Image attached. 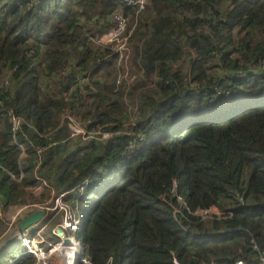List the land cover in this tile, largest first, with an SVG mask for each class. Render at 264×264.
I'll list each match as a JSON object with an SVG mask.
<instances>
[{
    "label": "trees",
    "instance_id": "1",
    "mask_svg": "<svg viewBox=\"0 0 264 264\" xmlns=\"http://www.w3.org/2000/svg\"><path fill=\"white\" fill-rule=\"evenodd\" d=\"M117 10L130 82L93 42ZM65 114L110 135L70 136ZM39 185L46 201L69 191L77 264H258L264 0H151L138 14L122 0H0V219ZM211 207L222 214L198 213ZM20 249L10 240L0 264H32Z\"/></svg>",
    "mask_w": 264,
    "mask_h": 264
},
{
    "label": "built area",
    "instance_id": "2",
    "mask_svg": "<svg viewBox=\"0 0 264 264\" xmlns=\"http://www.w3.org/2000/svg\"><path fill=\"white\" fill-rule=\"evenodd\" d=\"M124 5L131 7L138 14L145 9L151 0H122ZM129 18L120 10H117L112 15V27L107 29L104 33L97 36L94 42L100 46H110L115 52L119 54L118 65L123 68L121 61L125 64V60L129 53L128 39L131 30H128L127 22ZM69 118L68 128L69 135H79L81 137H94L97 132L87 130L83 125L74 119ZM19 118H12L14 126L18 123ZM106 135V134H104ZM104 137V136H103ZM87 180L81 181L76 187L79 192L86 188ZM69 191H63L56 194L52 199L43 203H25L19 207L14 213L11 221L24 213L33 211L35 209H43L45 212L53 214L59 213V219L55 226L51 229L50 236L58 237V241H51L41 235V229L38 228L32 236H29L28 230L23 233L20 238V245L22 247L21 253H29L34 261L32 264H76L77 262L89 263L85 257V245L81 243L75 236L70 235L77 232L80 228L81 219L76 213L75 206L73 207L67 200ZM200 213L204 217L209 213L208 210H201ZM216 214V213H214ZM220 216V214H216ZM58 230V232L56 231ZM66 239V241H64ZM252 247L257 249L254 240L251 239ZM258 264H264V251H259ZM217 264V263H207ZM232 264H246L242 260H237Z\"/></svg>",
    "mask_w": 264,
    "mask_h": 264
},
{
    "label": "rangeland",
    "instance_id": "3",
    "mask_svg": "<svg viewBox=\"0 0 264 264\" xmlns=\"http://www.w3.org/2000/svg\"><path fill=\"white\" fill-rule=\"evenodd\" d=\"M127 26H128V22H127ZM129 46H128V48H129ZM129 54H130V48H129ZM129 54L127 55L128 58H126V60H125V62L127 61L126 64H123V62L121 61V65L123 66V68H122V70H120V72L118 74V80L125 79L126 82H130V81L134 80L135 77H136L135 71H134L133 67L131 66V64L129 63ZM125 99H126L127 109L125 108L124 113H129V118H127L125 121H126V123H130L131 121H135V119H136V109H134L135 107L133 106V104L131 102L132 100H135V99H134V97H130V96H125ZM63 117H70V118L74 119L75 121L79 122L80 124H83V123H81V121L79 119H76L75 117H73V116H71L69 114H65ZM96 132H97V134H99V133H101L103 131L98 130ZM104 134L107 135V133L103 132L102 133V137L106 136ZM37 187H39V189H42V187L40 185L37 186ZM27 192H28L27 197L24 198L26 202L29 200L28 198L32 195V197H35V200H33L30 203H36V204L43 203V202H40L43 199L37 198L38 196H34L36 194H39V192H34V191H32V189L28 190ZM198 213H200V212H198ZM208 213H210V214L216 213V214H220V215L222 214V212L217 210L215 207H211L209 209ZM200 214H202V213H200ZM59 215H60L59 213L53 214L51 212H47L46 211L43 219L41 221H39L38 223H36L37 224L36 227L41 229V232H42L41 235L44 238H48L49 237V234L51 232L52 227H54V225L57 223V219H59ZM3 216L4 217L2 219H0V228L3 229L5 227L6 230H9L11 228L10 226L12 225V223L14 221H12V223L9 224L10 223V219L7 220V218H10V215L9 214H5ZM2 235L3 234H1L0 237ZM70 235L75 236L77 238L76 232L74 233V235L71 234V233H70ZM49 240H51V241H56L57 240L58 241V237L53 236V239H49Z\"/></svg>",
    "mask_w": 264,
    "mask_h": 264
},
{
    "label": "water",
    "instance_id": "4",
    "mask_svg": "<svg viewBox=\"0 0 264 264\" xmlns=\"http://www.w3.org/2000/svg\"><path fill=\"white\" fill-rule=\"evenodd\" d=\"M45 212L43 209H35L32 212L26 214L15 222L7 232H5L0 238V249L4 247L10 240L15 237H21L23 231L43 219ZM58 232V230H56ZM66 241V239L64 240Z\"/></svg>",
    "mask_w": 264,
    "mask_h": 264
},
{
    "label": "crops",
    "instance_id": "5",
    "mask_svg": "<svg viewBox=\"0 0 264 264\" xmlns=\"http://www.w3.org/2000/svg\"><path fill=\"white\" fill-rule=\"evenodd\" d=\"M28 190H31V189H28ZM28 190H27V191H28ZM27 191H26V193H25L24 198L27 197V194H28ZM32 191H34V192H39V194L34 195V196H38L37 198H39L40 195H41L42 192H43V190H42V189H39V187L32 188ZM45 201H46V200H44V201H40V202H45ZM27 202H29V201H27ZM19 207H20V206L15 207L14 209H12L11 212L8 213V214L10 215V218H7V220L10 219V223H9V224L12 223L11 218L13 217L14 213L19 209ZM0 215H1V214H0ZM0 217H1V216H0ZM9 224H8V225H9ZM52 228H53V227H52ZM48 238H50V234H49V237H48ZM48 238H47V239H48Z\"/></svg>",
    "mask_w": 264,
    "mask_h": 264
},
{
    "label": "clouds",
    "instance_id": "6",
    "mask_svg": "<svg viewBox=\"0 0 264 264\" xmlns=\"http://www.w3.org/2000/svg\"><path fill=\"white\" fill-rule=\"evenodd\" d=\"M111 27H112V26H111ZM111 27H110V28H111ZM100 35H101V34H100ZM96 37H97V36H96ZM96 37H95V38H96ZM95 38H93V42H94V39H95ZM94 43H95V42H94ZM95 44H96V43H95ZM103 132L107 133V135L104 136V138H106V137H108V136L110 135V133H108V132H106V131H103ZM103 132H101V133H99V134H101V136H102V133H103ZM53 197H54V196H53ZM51 199H52V198H51ZM49 200H50V199H49ZM47 201H48V200H47ZM26 203H28V202H26ZM22 205H23V204H22ZM29 212H30V211H29ZM44 212H45V211H44ZM45 213H46V212H45ZM22 215H23V214H22ZM22 215H21V216H18L17 218H22V217H23ZM13 221L15 222V219H14ZM57 221H58V219H57ZM14 222L12 223V225L14 224ZM48 222H49V221H48ZM12 225H11V226H12ZM35 225L37 226V224H35ZM35 225H33V226H35ZM11 226H10V227H11ZM54 226H55V225H54ZM10 227H9V228H10ZM27 229H28V228H27ZM27 229H25V230L23 231V233H24ZM37 229H38V228L36 227L35 231H36ZM6 231H7V230H6ZM6 231H5V232H6ZM35 231H34V233H35ZM5 232H4V233H5ZM4 233H3V234H4ZM22 236H23V235H22ZM22 236H21V237H22ZM29 236H32V235L29 234ZM21 237H20V238H21ZM0 238H1V237H0ZM15 238H17V239L19 240V246H20V248H21V249H20V251H21V250H22V247H21V245H20V238H19V237H15ZM46 239H47V238H46ZM48 239H53V236H50V238H48ZM78 240H79V239H78ZM20 251H19V252H20ZM20 253H21V252H20ZM28 254H29V253H28ZM31 257H32V256H31ZM32 258H33V257H32ZM33 261H34V259H33ZM77 263H78V262H77ZM77 263H76V264H77Z\"/></svg>",
    "mask_w": 264,
    "mask_h": 264
}]
</instances>
